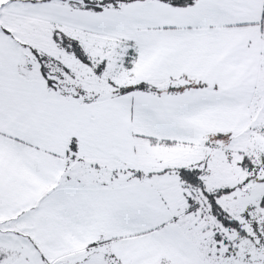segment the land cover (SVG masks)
<instances>
[{
    "label": "snow or ice",
    "instance_id": "obj_1",
    "mask_svg": "<svg viewBox=\"0 0 264 264\" xmlns=\"http://www.w3.org/2000/svg\"><path fill=\"white\" fill-rule=\"evenodd\" d=\"M0 264H264V0H0Z\"/></svg>",
    "mask_w": 264,
    "mask_h": 264
}]
</instances>
